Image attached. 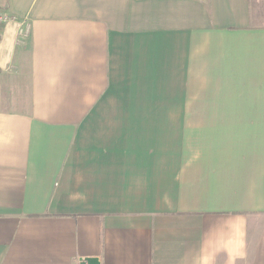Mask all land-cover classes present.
<instances>
[{
    "label": "crops",
    "instance_id": "obj_1",
    "mask_svg": "<svg viewBox=\"0 0 264 264\" xmlns=\"http://www.w3.org/2000/svg\"><path fill=\"white\" fill-rule=\"evenodd\" d=\"M0 14V264H264V0Z\"/></svg>",
    "mask_w": 264,
    "mask_h": 264
},
{
    "label": "water",
    "instance_id": "obj_2",
    "mask_svg": "<svg viewBox=\"0 0 264 264\" xmlns=\"http://www.w3.org/2000/svg\"><path fill=\"white\" fill-rule=\"evenodd\" d=\"M80 264H99L97 257H81Z\"/></svg>",
    "mask_w": 264,
    "mask_h": 264
},
{
    "label": "built area",
    "instance_id": "obj_3",
    "mask_svg": "<svg viewBox=\"0 0 264 264\" xmlns=\"http://www.w3.org/2000/svg\"><path fill=\"white\" fill-rule=\"evenodd\" d=\"M7 20H9V16H6V15H3V14H0V23H4V22H6Z\"/></svg>",
    "mask_w": 264,
    "mask_h": 264
}]
</instances>
